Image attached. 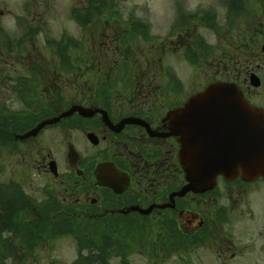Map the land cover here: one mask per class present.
Segmentation results:
<instances>
[{
  "label": "flooded vegetation",
  "instance_id": "af4514ba",
  "mask_svg": "<svg viewBox=\"0 0 264 264\" xmlns=\"http://www.w3.org/2000/svg\"><path fill=\"white\" fill-rule=\"evenodd\" d=\"M205 1L206 6L197 2L194 8L175 5L169 31L159 35L150 12L113 16L115 37H106L97 50L104 67L91 64L93 50L79 53L77 58L86 59L77 61L72 54H55L67 56V64H91L77 66L72 75L79 89L87 77L99 89L90 87L91 99L68 106L98 111L89 116L76 111L28 138L16 137L62 112L58 72L66 67L58 69L57 58L52 62L55 78L48 81L43 69L37 76L23 66L11 69L15 64L8 56L0 59L14 72L4 85L11 104L0 102V151L18 157L16 173L0 182V236L7 234L3 245L10 258L13 245L33 248L43 235L57 232L58 222L85 219L106 223L104 233L146 230L154 254L175 255L195 247L199 254L200 249L207 252L213 264H264V178L238 174L226 180L219 175L209 190L178 193L186 182L178 160L179 138L167 135L163 121L169 110L215 82L239 87L248 102L264 109V0ZM202 29L215 38L213 45L200 34ZM19 32V55L13 60L24 63L28 56ZM7 45L14 47L13 41ZM171 51L180 52V60L194 73L203 63L209 65L207 83L188 91L185 75L170 60ZM242 193L254 202L244 201ZM245 222L247 228H242ZM219 243L228 250H220ZM179 260L187 262L186 256Z\"/></svg>",
  "mask_w": 264,
  "mask_h": 264
},
{
  "label": "rangeland",
  "instance_id": "374dc122",
  "mask_svg": "<svg viewBox=\"0 0 264 264\" xmlns=\"http://www.w3.org/2000/svg\"><path fill=\"white\" fill-rule=\"evenodd\" d=\"M106 1L112 6L114 5L116 11L112 10V6H110V8L105 7L106 11L99 17L92 16L90 21L82 27L73 18V13L75 11L73 9L79 8V5H87L89 0H0V59L3 61V59L8 56L10 60L12 59V63L15 64L12 65L11 69L17 66H23L28 69L29 73L32 72L37 76L40 73L39 70L43 69L48 81L50 79L52 81L55 78L54 70L56 69V66H53L52 62L55 63L58 58L61 64L64 65L60 66L58 69L66 67V71L58 72L60 78V85L57 86V88H59L57 97L60 101L58 105L60 106V110L66 109L69 103L73 101L78 102L83 98H86V100L91 99L90 87L93 90L94 88L95 90L99 89L95 81L90 77H87L88 82H80L82 90L79 89L80 86H76L77 81L72 73L78 71L77 66L95 64L104 67L105 64H102L97 50L103 49L105 46L103 41L107 40L106 37L109 39L111 38V41H113L115 37L113 36V30L110 28L111 18L113 16L117 14L122 16L125 13L135 12L146 15L150 12L153 14L152 17L155 18L156 28H158L155 33L159 35L161 32L165 33L169 31V23L173 19V16H176L175 5L181 2L187 5L191 4L192 6L190 7L194 8V3L202 2L205 4L206 2L205 0ZM18 16L21 19L20 22ZM15 18L20 23L19 27H16L17 23ZM85 23L86 21H84V24ZM29 28H38V32H36L34 39L30 38V40L26 42L25 37V55L28 57L25 59L24 63H19V59L16 58L13 60L15 56L19 55L16 39L18 35H20L19 31H22L25 35V32ZM199 32L205 37L208 43L214 44L215 38L212 37L210 31L202 29L199 30ZM105 34L108 36H105ZM7 41H13L14 47L8 46ZM59 41H62L64 43L63 45H65L63 48L64 50H61V52L72 54V59L74 57L77 58L78 55L81 57L79 53H82V51L93 50L95 53L93 57L94 61L91 64L83 62L80 64H67L66 59H61L62 57H57L55 55L61 53L56 49L57 42ZM110 45L111 47L115 46V44L112 43ZM127 45L132 46L135 45V43L128 41ZM38 55H41V57ZM114 55L115 54H112L110 57H116L118 59V56ZM179 55L180 52L171 51L170 60L173 65L177 66L180 73L185 75V82L188 84L186 89L192 91L194 86L199 87L207 83L209 79V77H207L209 65L203 63L197 68L199 72L194 73V71H191L186 64L180 60ZM29 56H32V59L29 58ZM77 59L82 60L86 58L82 56V58ZM106 63H108V61ZM9 75L13 77L14 72L9 70L6 65L0 63V102L5 105L11 104V101H8L10 98L9 91L4 87L5 83L9 80ZM41 85L44 84L42 83ZM188 91L186 92V96L188 95ZM174 98L176 99L178 97L175 96ZM161 103L164 105L166 101L161 100L160 104ZM17 162L18 157L8 156V153L3 155L0 151V182L10 180L13 173H16ZM238 195L240 194L238 193ZM241 195L244 201L249 200L254 202V200L245 193ZM239 211L242 212L243 217L246 218L247 215L245 211L241 209ZM12 222L13 223L9 225L10 227L15 223L14 221ZM87 222L88 220L85 219L58 222L54 228V231L57 232L54 235H43L40 238V242L36 244L35 247L27 248L26 246L25 249L22 245H13V257L11 258L7 254V248L3 245L4 238L7 237V234H4L0 238V264H98L95 262H87V259H90V257L94 258L97 256V253H99L97 251L98 249L102 250L100 256L103 255L108 264H213L207 252H203L200 249L201 253L199 254L195 247L175 255L172 253H168V255L165 253L154 254L151 249H148L149 241L147 232L144 230V234L141 235L143 232L141 228L135 230L122 228V230L117 232L112 231L114 232V238L111 237L110 240H102L103 236L108 238L112 234H110V232L104 233L105 229H103V225H106V223ZM242 228H247L246 222ZM17 239L18 238H15L14 240L18 242ZM81 240L83 241V249L81 251L83 256L82 259L78 258L79 253L77 247V243ZM92 240L99 242L97 245L95 244V246H93L91 245ZM218 246L222 251L228 250L220 245V243ZM229 253L230 252H228L227 255H229ZM184 256H186L187 259L186 263L180 260L178 261L179 257L182 258ZM227 264L241 263L234 262Z\"/></svg>",
  "mask_w": 264,
  "mask_h": 264
},
{
  "label": "water",
  "instance_id": "95a60500",
  "mask_svg": "<svg viewBox=\"0 0 264 264\" xmlns=\"http://www.w3.org/2000/svg\"><path fill=\"white\" fill-rule=\"evenodd\" d=\"M77 110L83 116L97 111L73 105L17 138L35 136L42 126ZM165 116L167 135L176 134L180 142L178 159L187 184L179 195L209 190L219 174L231 179L241 171L244 179L264 178V110L247 102L235 85L208 84Z\"/></svg>",
  "mask_w": 264,
  "mask_h": 264
},
{
  "label": "trees",
  "instance_id": "16d2710c",
  "mask_svg": "<svg viewBox=\"0 0 264 264\" xmlns=\"http://www.w3.org/2000/svg\"><path fill=\"white\" fill-rule=\"evenodd\" d=\"M106 3L107 1L106 0H89L88 4L85 5L83 7L84 9V12L83 13H80L79 15H77L75 18L78 19V21H81V22H84V21H89L91 19V17H98L100 16L104 11H106ZM108 8V7H107ZM60 44V43H59ZM64 46L62 45H59L58 47V51H61V50H64L63 49ZM87 229V228H86ZM114 238V235L113 233L111 234L110 237L108 238ZM105 238L102 237V240H104ZM99 241H95V240H92L91 241V245L95 246V244L97 245ZM79 245V248L81 249L82 246H83V241H79L78 243ZM79 249V250H80ZM99 253H97V256H95L94 258L90 257V259H87V262L89 263H98V264H108L106 262V259L104 258L103 255L100 256V254L102 253L101 249H98L97 250Z\"/></svg>",
  "mask_w": 264,
  "mask_h": 264
}]
</instances>
